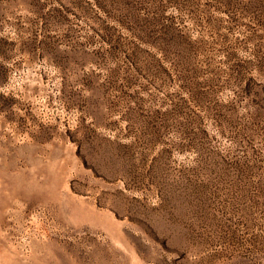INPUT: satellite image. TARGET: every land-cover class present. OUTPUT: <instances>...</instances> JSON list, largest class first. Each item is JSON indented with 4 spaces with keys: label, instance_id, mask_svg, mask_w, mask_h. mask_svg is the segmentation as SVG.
Listing matches in <instances>:
<instances>
[{
    "label": "rangeland",
    "instance_id": "374dc122",
    "mask_svg": "<svg viewBox=\"0 0 264 264\" xmlns=\"http://www.w3.org/2000/svg\"><path fill=\"white\" fill-rule=\"evenodd\" d=\"M0 264H264V0H0Z\"/></svg>",
    "mask_w": 264,
    "mask_h": 264
}]
</instances>
